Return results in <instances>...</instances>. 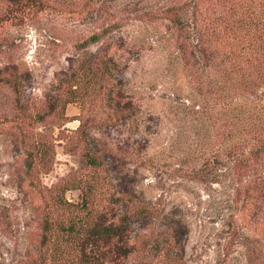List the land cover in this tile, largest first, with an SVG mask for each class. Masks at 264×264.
I'll use <instances>...</instances> for the list:
<instances>
[{"label":"rangeland","instance_id":"374dc122","mask_svg":"<svg viewBox=\"0 0 264 264\" xmlns=\"http://www.w3.org/2000/svg\"><path fill=\"white\" fill-rule=\"evenodd\" d=\"M38 1L0 0V76L23 88L0 83V264L35 259L43 210L59 216L57 200L82 201L81 188L61 185L90 173L89 151L108 162L101 204L125 191L182 223L185 264H264V0ZM211 41L213 74L224 68L241 83L226 98L238 102L246 153L240 174L217 183ZM76 66L75 101L65 104L56 77ZM110 92L130 109L115 112ZM27 150L40 155L31 172Z\"/></svg>","mask_w":264,"mask_h":264},{"label":"trees","instance_id":"16d2710c","mask_svg":"<svg viewBox=\"0 0 264 264\" xmlns=\"http://www.w3.org/2000/svg\"><path fill=\"white\" fill-rule=\"evenodd\" d=\"M18 2L25 6L27 0ZM38 3L34 0L32 5ZM119 26L116 24L92 34L77 44V48L82 50L104 41ZM202 44V39L197 40L195 46L201 47ZM199 50L202 53V49ZM218 55L211 41V183L221 182L229 170L240 174L246 159L242 137L244 122L238 102L232 99L229 102L226 98H230L232 87L235 90L239 88L240 82L237 81L238 85L234 82L229 84L224 68L217 72L219 75L213 74ZM81 68L71 67L70 71L57 74V89L69 97L65 104L75 101L72 93ZM2 81L13 86L17 94L23 93L18 76H0V83ZM119 98L117 93L110 92L111 105L115 102L117 106L114 107L115 112L123 113L130 109L122 105ZM38 116L43 114L39 112ZM39 156V151L27 150L24 163L28 172L37 165ZM86 162L91 168L87 176L71 177L61 185L62 192L68 187L81 188L82 201L75 204L65 198L57 200L62 209L59 216L53 209L43 210L39 252L26 264H119L131 257L132 264H185L184 237L188 232L184 230L185 226L173 218L160 217L159 211L138 203L131 193L125 191L118 192L117 196L111 195L107 199L108 205H102L103 189L111 183L110 178L102 176L108 169L106 155L89 151ZM125 202L131 206L123 208L127 205L123 204Z\"/></svg>","mask_w":264,"mask_h":264},{"label":"water","instance_id":"95a60500","mask_svg":"<svg viewBox=\"0 0 264 264\" xmlns=\"http://www.w3.org/2000/svg\"><path fill=\"white\" fill-rule=\"evenodd\" d=\"M76 125V124H75Z\"/></svg>","mask_w":264,"mask_h":264}]
</instances>
